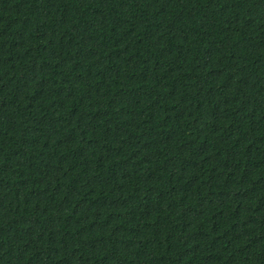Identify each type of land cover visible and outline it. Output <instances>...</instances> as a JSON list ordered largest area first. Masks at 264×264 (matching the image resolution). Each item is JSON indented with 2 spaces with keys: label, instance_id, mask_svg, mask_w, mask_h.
I'll return each mask as SVG.
<instances>
[{
  "label": "trees",
  "instance_id": "obj_1",
  "mask_svg": "<svg viewBox=\"0 0 264 264\" xmlns=\"http://www.w3.org/2000/svg\"><path fill=\"white\" fill-rule=\"evenodd\" d=\"M0 264H264V0H0Z\"/></svg>",
  "mask_w": 264,
  "mask_h": 264
}]
</instances>
